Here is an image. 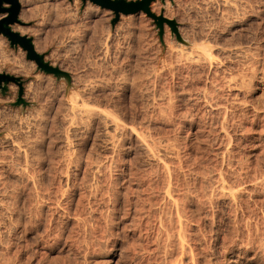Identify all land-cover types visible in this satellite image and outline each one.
<instances>
[{
  "label": "rangeland",
  "instance_id": "obj_1",
  "mask_svg": "<svg viewBox=\"0 0 264 264\" xmlns=\"http://www.w3.org/2000/svg\"><path fill=\"white\" fill-rule=\"evenodd\" d=\"M227 1L155 0L179 39L143 11L20 0L12 28L71 79L0 33L26 101L0 84V264H264V0Z\"/></svg>",
  "mask_w": 264,
  "mask_h": 264
},
{
  "label": "water",
  "instance_id": "obj_2",
  "mask_svg": "<svg viewBox=\"0 0 264 264\" xmlns=\"http://www.w3.org/2000/svg\"><path fill=\"white\" fill-rule=\"evenodd\" d=\"M87 1V0H83ZM93 3L101 6L102 8L110 9L115 12V18L113 24L116 23L121 14H135L138 12H145L152 18H154L160 28L161 35L164 32V24L167 23L172 31L177 35L179 39L180 32L178 29V23L175 19L169 18L164 15V13L156 14L152 11L151 4L155 0H90ZM164 1V0H163ZM20 11L21 3L20 0H0V33L6 36L12 46H21L26 52V57L29 60L35 61L38 69L44 71L45 73H52L57 77H65L69 81L71 75L69 72L53 65L51 62L47 61L45 55L37 51L32 37L28 35L21 34L12 28V24L20 23ZM4 82L8 84L10 82H15L19 85V97L16 104L24 103L26 101L23 99V83L22 78L9 73L0 72V84ZM6 89V85L3 86Z\"/></svg>",
  "mask_w": 264,
  "mask_h": 264
},
{
  "label": "bare ground",
  "instance_id": "obj_3",
  "mask_svg": "<svg viewBox=\"0 0 264 264\" xmlns=\"http://www.w3.org/2000/svg\"><path fill=\"white\" fill-rule=\"evenodd\" d=\"M27 1V0H26ZM227 1V0H226ZM225 2V1H224ZM228 2V1H227ZM226 3V2H225ZM241 10V9H240ZM227 12V11H226ZM259 14V13H258ZM24 15H25V12H24ZM219 20V19H218ZM13 29L14 30H16V31H19V32H24V29L23 28H20V27H18V26H13ZM205 42V41H204ZM208 42V41H207ZM200 44V43H199ZM201 45H203L202 43H201ZM205 45V44H204ZM203 45V46H204ZM210 45V44H209ZM181 46V45H180ZM197 46H198V44H197ZM212 46V45H211ZM194 47H196V46H194ZM186 48V47H185ZM191 48V47H190ZM193 48V47H192ZM191 48V49H192ZM200 48V47H199ZM201 48H202V46H201ZM203 48H205L206 49V47H203ZM208 48V47H207ZM210 48V47H209ZM236 48V47H235ZM196 49V48H195ZM194 49V50H195ZM205 49H203V51H205ZM186 50H187V48H186ZM185 50V51H186ZM189 50V49H188ZM187 50V51H188ZM202 50V49H201ZM208 50L209 49H207V51H205V53H204V58L208 61L209 60V62H210V59H211V57H210V54H211V52L209 53V55H208ZM182 51V50H181ZM180 51V52H181ZM189 53H192L191 51H188ZM201 52V51H200ZM180 54V53H179ZM186 54V53H185ZM195 54V53H194ZM201 54V53H200ZM214 54V53H213ZM247 54H248V52H247ZM182 55V54H181ZM191 55V54H190ZM203 55V54H202ZM214 56V55H213ZM185 57V56H184ZM183 57V58H184ZM218 57V56H217ZM246 57V56H245ZM176 58V57H175ZM189 58V57H188ZM194 58V57H193ZM200 58V57H199ZM186 59V58H185ZM213 59V58H212ZM215 59V58H214ZM230 59V58H229ZM203 60V59H202ZM12 61V60H11ZM26 61V60H25ZM187 61V60H186ZM198 61H199V59H198ZM8 62V61H7ZM190 62V61H189ZM194 62V61H193ZM205 62V61H204ZM9 63V62H8ZM8 63H5V64H8ZM16 64L15 65H12V63H11V65H10V70H13V72H16L17 74L18 73H20V74H22V75H24V76H28V71H27V69H29V67L24 63V60H22V59H18L16 62H15ZM32 64V63H31ZM210 64V63H209ZM2 65V64H1ZM1 65H0V68H2L1 67ZM9 65V64H8ZM218 65V64H217ZM32 66V65H31ZM215 73V72H214ZM29 74H30V72H29ZM173 74V73H172ZM211 74V73H210ZM196 77V76H195ZM143 81V80H142ZM216 81V80H215ZM217 82V81H216ZM242 84V83H241ZM221 85V84H220ZM247 85V84H246ZM10 86V85H9ZM12 86H13V84H12ZM14 87L15 86H13V87H11V89L14 91V93L15 92H17V89H14ZM205 90V89H204ZM11 91V90H10ZM215 92V91H214ZM217 93V92H216ZM155 96V95H154ZM150 97V96H149ZM213 97V96H212ZM160 98H161V96H160ZM204 99H205V97H204ZM209 102V101H208ZM226 107V106H225ZM5 111H4V107L3 106H1L0 105V114H3ZM95 113V112H94ZM99 114V113H98ZM108 118V117H107ZM107 127V126H106ZM224 129V128H223ZM225 130V129H224ZM227 133V132H226ZM228 143V142H227ZM150 145V144H149ZM150 150V149H149ZM147 151V150H146ZM149 152V151H148ZM146 153V152H145ZM171 176V175H170ZM170 178V177H169ZM33 181V180H32ZM34 182V181H33ZM169 183V182H168ZM167 183V184H168ZM225 187V186H224ZM168 189H169V186H168ZM212 191V190H211ZM207 195V194H206ZM214 195V194H213ZM172 196V195H171ZM216 196V195H215ZM170 197V196H169ZM216 198V197H215ZM235 199V198H234ZM177 207V206H176ZM176 207H175V209H176Z\"/></svg>",
  "mask_w": 264,
  "mask_h": 264
}]
</instances>
